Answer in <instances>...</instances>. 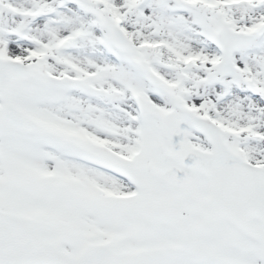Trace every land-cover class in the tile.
Wrapping results in <instances>:
<instances>
[{"label": "snow or ice", "instance_id": "snow-or-ice-1", "mask_svg": "<svg viewBox=\"0 0 264 264\" xmlns=\"http://www.w3.org/2000/svg\"><path fill=\"white\" fill-rule=\"evenodd\" d=\"M0 264H264V0H0Z\"/></svg>", "mask_w": 264, "mask_h": 264}]
</instances>
